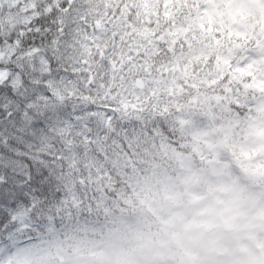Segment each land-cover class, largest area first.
<instances>
[{"label": "snow or ice", "instance_id": "obj_1", "mask_svg": "<svg viewBox=\"0 0 264 264\" xmlns=\"http://www.w3.org/2000/svg\"><path fill=\"white\" fill-rule=\"evenodd\" d=\"M195 11L200 0H0V264H34L50 231L114 200L124 158L171 139L201 89L239 111L231 73L245 63L219 53L201 67ZM173 57L198 62L188 75Z\"/></svg>", "mask_w": 264, "mask_h": 264}, {"label": "rangeland", "instance_id": "obj_2", "mask_svg": "<svg viewBox=\"0 0 264 264\" xmlns=\"http://www.w3.org/2000/svg\"><path fill=\"white\" fill-rule=\"evenodd\" d=\"M224 6L222 14L225 11L235 7L242 10V15L248 14L247 18L235 17L232 12H226L225 15L231 21H242L243 30H248L249 35L255 33V28L261 29L264 33V0H222ZM257 21H256V20ZM247 53L250 57V68L253 70L259 64L264 63V41L259 42L257 48L250 44ZM253 53L254 58L251 57ZM244 72L243 75H245ZM262 85L256 87L261 91L258 96L255 108L264 111V67L259 68L255 80ZM251 78V82L254 81ZM212 101H216L217 107L213 108ZM188 113V119L178 118L180 124L186 127L193 137L196 149H222V140H228L227 146L231 148L234 142V135L243 133L244 138L238 140L241 148L247 150L248 146L256 151L245 158L241 154H236L233 159L237 161L239 171L245 176L238 180H230L217 189L213 198L209 196L202 197L198 200H190L192 213L187 210L186 202L182 195H187V191L196 182V173L189 168L187 157L177 154L181 165L182 179L185 183L183 193L180 197H169L168 200L176 202L172 208L169 203H159V217L156 225L159 226L161 234L155 232V240L152 234L148 233L144 242L139 239L125 241L123 244L115 243L100 251L98 248H91L85 256V259L78 264H219L221 243L225 246L224 255H235L234 247L238 244L237 240L241 236V230L244 227L255 226L264 212V191L257 189V185L249 178L248 173L256 175L264 174V113L258 115L255 119L245 121L238 117L234 112L228 109V103L219 105V100L203 98L200 103L195 104L192 109L185 110ZM192 117L197 122L194 123ZM208 117V118H207ZM210 122V123H209ZM213 168L223 172L227 166L220 161L218 153L213 157ZM224 175L228 173L223 172ZM264 187V178L260 179ZM175 192V190H173ZM166 200V199H165ZM164 200V201H165ZM182 202V205L179 204ZM229 210L233 208L238 217L237 233L235 240L223 238L219 230L214 231L210 236H203L200 232H191L188 227L189 222L211 223L215 224V211ZM252 211H255L252 213ZM205 237V238H204ZM242 242L238 247L242 246ZM228 245V246H226ZM246 253L253 254L255 246L245 243ZM255 255L263 253L260 250ZM58 257L47 261L43 264H76L72 258L64 259L62 254L56 252ZM194 257V262L189 258ZM243 263L242 260H234L231 264ZM36 264H41L38 261Z\"/></svg>", "mask_w": 264, "mask_h": 264}, {"label": "trees", "instance_id": "obj_3", "mask_svg": "<svg viewBox=\"0 0 264 264\" xmlns=\"http://www.w3.org/2000/svg\"><path fill=\"white\" fill-rule=\"evenodd\" d=\"M192 30L187 35V41L190 48L196 50V54L201 57V67L203 60L209 56H216L219 53H227V58L233 61V64L245 63L242 71H233L232 88L235 91V97L238 93L248 95L249 99H255L253 96L260 91L256 89L262 81L259 79L251 82L253 74H256L258 67L253 71H248L250 57L246 53L247 48L253 42L255 47L257 42L263 39L257 30L251 36L241 29L242 22L234 23L229 21L227 15L203 14L195 11L192 20ZM224 29L222 30V27ZM220 33V39L214 37ZM169 47L177 40L185 39L183 35L170 37ZM235 51V53H232ZM174 62L187 68V74H191L192 65L198 61L193 57L187 64H183L180 57H173ZM226 70V65L224 66ZM244 72H246L245 75ZM179 95V90L177 91ZM201 97L214 96L208 88L200 91ZM243 95V96H244ZM241 96L239 99H243ZM235 104L242 113L246 110L247 104L236 99L230 102ZM176 105H173L175 107ZM229 107V105H228ZM229 109H232L229 107ZM169 133L171 139L164 138L157 145L141 146L134 152L131 158L125 157L120 165L121 174L119 176V188L117 195L107 206L98 205L93 209L85 219L70 223L66 228L59 232H51L38 248V255L34 262L43 264L45 260H39L42 255H48L47 260L55 259V251H58L64 259L72 258L76 264L85 259L86 254L91 248H98L100 251L108 246H113L116 242L123 244L125 241L139 239L144 242L148 233L152 234L155 240V232L161 234L156 222L159 217V203L167 202L170 196L169 191L176 184L178 186L179 163L173 156L174 152L188 154L192 156V166L197 168V188L192 189L191 194L198 198L203 188V176L209 170V164L203 157L194 152L193 143L189 138L188 130L182 129L177 117L169 121ZM166 199V200H165ZM165 200V201H164ZM27 215L26 211L21 209L17 216L23 218ZM38 259V260H37Z\"/></svg>", "mask_w": 264, "mask_h": 264}, {"label": "flooded vegetation", "instance_id": "obj_4", "mask_svg": "<svg viewBox=\"0 0 264 264\" xmlns=\"http://www.w3.org/2000/svg\"><path fill=\"white\" fill-rule=\"evenodd\" d=\"M254 212L255 211H252V213ZM227 214L228 212L224 213V215ZM233 217L237 218V216ZM249 232V235H241L238 238V244L234 247V250H237L238 254L233 255V257L243 259L245 264H264V252L258 255H255V253L248 254L246 253V249H244V244L248 243L251 244V247L255 246L256 253L259 251V247H261L260 250H264V212L263 217L259 218L258 223L255 226H251V228H249ZM232 240H235V238H233ZM240 242H242L243 244L241 247H238Z\"/></svg>", "mask_w": 264, "mask_h": 264}, {"label": "water", "instance_id": "obj_5", "mask_svg": "<svg viewBox=\"0 0 264 264\" xmlns=\"http://www.w3.org/2000/svg\"><path fill=\"white\" fill-rule=\"evenodd\" d=\"M225 226H228V224H225ZM198 228L201 229L204 233H208L213 227L203 224V225H199ZM226 230H228V229H226Z\"/></svg>", "mask_w": 264, "mask_h": 264}, {"label": "clouds", "instance_id": "obj_6", "mask_svg": "<svg viewBox=\"0 0 264 264\" xmlns=\"http://www.w3.org/2000/svg\"><path fill=\"white\" fill-rule=\"evenodd\" d=\"M220 225H223L225 223L224 219L223 218H220L218 221H217ZM190 260H192L194 262V257H191L189 258Z\"/></svg>", "mask_w": 264, "mask_h": 264}]
</instances>
